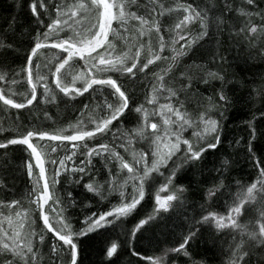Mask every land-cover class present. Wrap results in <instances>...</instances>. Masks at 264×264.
Instances as JSON below:
<instances>
[{
  "label": "snow or ice",
  "instance_id": "snow-or-ice-1",
  "mask_svg": "<svg viewBox=\"0 0 264 264\" xmlns=\"http://www.w3.org/2000/svg\"><path fill=\"white\" fill-rule=\"evenodd\" d=\"M259 2L260 0H245L252 9H258ZM134 6L139 7L137 0H61V2L52 0L51 5L48 0H32L29 4L35 22L38 26H44L46 30L37 31L34 45L31 46L30 53L27 55V64L21 67V71L18 73L0 71V81L8 83L11 74V83L17 84L16 77H22L24 73H27V85L30 91L22 94L21 102H17V97L21 94L12 92L11 89L8 92L0 89V102L14 109L26 108L34 101H38V88L42 87L43 102L54 104L62 98L58 94H52L53 90L49 81L55 84L59 93H63L69 101L83 96L89 89L95 92L94 86H100L101 89L110 88L113 91L104 96L102 104H96L98 112H91L89 116L91 128L89 124L83 122L84 112L82 111L77 124L71 127L70 134L69 129L63 128L51 133L29 130L26 135L21 133L19 138L0 143V149H6L8 145H26L30 160L35 161L34 165L31 162L27 163V174L29 179L36 176L31 190L26 194L29 205H35V209L22 208L21 201L17 199L9 203L0 201V264H56L57 259L60 264H79L78 241L80 238L88 237L90 233L100 234V230L108 231L125 223L126 218L132 216L145 200L146 189L150 192L154 184L159 182L157 174L164 176L165 172L172 169L155 195V215L150 214L147 219H140L132 228L131 235L136 237L137 233L150 221L158 220L165 213L171 216L184 207L187 189L183 186L176 187L174 178L182 170V164L190 166L195 161L201 160L206 151L203 144H194L191 139L185 138L184 133L189 128L194 129L192 136L197 140H204L207 148H216L220 144L219 122L212 119L207 112L201 113L198 120H195L184 111L182 104L176 107L173 101L175 98V102L178 103L177 93L167 88L164 77L160 76L158 77L161 81L159 87L153 88L152 97L147 100V103L154 108L151 116L158 119L151 121L147 110L143 106L137 107L135 111L143 113V119L134 130L127 133L129 139L125 140L123 134L118 136L117 133H112V142L115 147H123L125 152L130 150L129 145L133 141L137 143L142 141L148 147L138 154L133 150L131 161L126 160L107 143L89 147V141H96L98 134L107 135L112 129L113 122L121 120L129 109V97L121 90L111 74L135 76L134 69L144 73L155 61L166 59L153 51L151 46L153 31L159 33L162 30L158 23L161 16L174 11L182 14L183 18L175 24V29L181 31L192 21L200 22L201 31L197 37L186 40L184 35L179 36V39L185 43L180 45L181 50L177 53L178 56L185 55L194 43L209 35L210 17L198 5L193 7L191 3L177 4L173 8L161 3L158 9L155 5L152 9L145 6L143 15L132 11ZM51 9L55 10L54 17ZM225 10L234 11L227 3H225ZM44 15L48 16L50 22L45 23L42 19ZM239 15L241 18L248 19L243 21V27L239 29L237 35L242 33L249 44L256 42L260 48H264V9L257 11L241 9ZM256 16L260 18L259 26L254 22ZM114 22L118 25L115 29ZM61 33L64 35L62 36ZM109 33L121 35L130 33L126 39L135 43H131L127 51L117 53L115 45L109 39ZM145 37L149 39V58L146 62H142ZM159 41L160 50L163 52L164 37L161 36ZM3 46L0 42V47ZM45 49L59 50L53 59L43 66L47 69V73L42 72L41 64L34 61V57L39 58L41 50ZM101 49L103 51H99ZM172 59L175 60L176 57ZM77 60L84 61L87 72L84 76L73 75L69 84L65 80V70L71 68ZM210 75L215 77V74ZM77 81L82 83L81 87L76 86ZM204 83L207 84L208 81L205 80ZM100 95L104 93L101 91ZM261 95L264 96V92H261ZM109 96L112 97L111 100ZM159 97H163L166 102L160 103ZM219 100L225 104L232 102L223 88L220 89ZM216 107L217 105L213 103L209 110ZM89 109L90 105L85 104L84 110ZM261 116L264 117V111L261 112ZM258 131L261 136H264V130L253 127L251 132L253 138ZM209 134L212 136L211 140L206 139ZM34 139L40 142L59 141L60 145L34 143ZM64 142L71 145L70 150L64 146ZM249 144L251 145V141ZM60 146H64L65 155L59 160L49 158V148L52 153H56ZM248 150L252 152L251 147ZM181 153H183L180 157L182 164L176 165V159ZM80 156L84 158L80 159L79 164L73 163L71 169H68V162ZM94 158L104 162L108 176L113 179L105 180L103 184L92 180L95 169ZM46 162L53 165L50 176L47 174ZM223 164L226 166L228 161L224 160ZM173 165L176 167L173 168ZM254 166L259 168L257 179L249 185L237 182V191L234 195L231 185L224 182L227 177L218 184L213 178V186L201 194V199L210 201L208 207L205 208L202 204L199 212L194 211L192 216L186 217V234L177 241V247H172L165 251L164 255L156 257L141 256L136 251H133L132 255L139 256L141 260L146 259L148 264H166L165 257L169 253H175L177 257L181 254L188 257L190 241L197 240L204 233H208L214 246L221 244V255L226 257L222 264H264V155ZM61 169L70 171L74 176L79 175V179L74 180L73 183L82 184V190L94 193L95 196L104 200L114 192H118L119 201L112 204L108 210L92 212L91 215L85 216L81 222L82 226L74 229L68 216L64 214L62 201L55 196L54 190L60 183L58 178L61 176ZM114 169L118 171L114 172ZM124 170L127 172V179L123 184H119L115 177L123 174ZM220 175L223 176V172ZM85 176L90 182L82 183ZM41 181H43L42 186ZM129 181H131L132 190L126 192L125 188ZM160 192H171V194L161 196ZM226 194L230 197V202L225 201L226 211L213 210ZM67 196L72 198V192L69 191ZM49 201L53 203L50 205ZM34 211L38 212V219L43 221V227L38 225L37 218H33ZM245 217H247L246 221L242 222ZM5 223L7 227L4 226ZM49 233L52 234L51 237L48 236ZM49 239H52L51 245H48ZM223 244L227 245L226 249L222 246ZM45 247H48L47 259L43 252ZM118 247L116 242L106 245L107 264H115L112 258L119 255ZM104 254L105 250H102V255ZM101 264H104V261H101ZM184 264H187V261Z\"/></svg>",
  "mask_w": 264,
  "mask_h": 264
},
{
  "label": "trees",
  "instance_id": "trees-1",
  "mask_svg": "<svg viewBox=\"0 0 264 264\" xmlns=\"http://www.w3.org/2000/svg\"><path fill=\"white\" fill-rule=\"evenodd\" d=\"M31 2L32 0H0V42L4 45L0 47V71L20 72L21 67L27 64V55L30 53L31 46L34 45L37 31L46 30L44 26H38L35 22L29 8ZM57 2H61V0H57ZM48 3L51 5L52 0H48ZM161 3L168 4L173 8L177 4L191 3L193 7L198 5L210 17L209 35L194 43L185 55L178 56L177 53L181 50L180 45L185 43L179 39V36L184 35L186 40L197 37L201 31L200 22L192 21L181 31L175 29V24L183 18L182 14L174 11L161 16L158 23L162 30L159 33L153 31L151 46L153 51L166 59L155 61L144 73L134 69L135 76L120 73L111 74L112 78L120 85L121 90L129 97V109L126 110L121 120L113 122L112 129L107 135L100 136L98 134L96 141H89V147L107 143L128 161L132 159L133 150L138 154L147 148L148 145L142 141L139 143L133 141L129 145L130 150L125 152L123 147H115L112 142V133H117L118 136L123 134L125 140L129 139L127 133L134 130L143 119V113L135 111L137 107L143 106L150 114L151 121L158 119L151 116L154 108L153 105L147 103V100L152 97L153 88L159 87L161 81L158 77L160 76L164 77L165 86L177 93L178 103L175 102V98L173 101L176 107L182 104L184 111L195 120H198L201 113L207 112L212 119L219 122L221 142L216 148H207L205 141L193 137L194 129L189 128L184 133L185 138L191 139L194 144H203L206 151L201 160L195 161L190 166L182 164L180 157L183 153L176 159V165L182 164V170L174 178V185L187 189L184 207L171 216L165 213L158 220L150 221L137 233L136 237L131 235L132 228L140 219H147L150 214L155 215V195L172 169L165 172L164 176L157 174L159 182L154 184L150 192L146 189L145 200L132 216L126 218L125 223L110 228L108 231L100 230V234L90 233L88 237L80 238L78 241L79 264H101V261L107 264L106 245H110L112 242L119 245V255L112 258L115 264H148L146 259L141 260L139 256H133V251L140 253L141 256L156 257L172 247H177V241L186 234V217L192 216L194 211L199 212L202 204L205 208L208 207L210 201L201 199V194L213 186V178L218 184L224 177H227L224 182L231 185L234 195L237 191V182L249 185L257 179L259 173V168L254 165L264 155V136H261L258 131L256 137L253 138L251 132L253 127L264 130V117L261 116V112L264 111V96L261 95V92H264V87H262L264 86V55H262L264 48H260L256 42L249 44L242 33L239 36L237 33L243 27V21L248 19L247 17L241 18L239 10L264 9V0H260L258 9H252L245 3V0H137L139 7L134 6L131 10L143 15L145 6L152 9L155 5L158 9ZM225 3L229 4L234 11H226ZM51 11L54 17L55 10L51 9ZM42 19L45 23L50 22L47 15H44ZM254 22L256 25H260L259 16L254 17ZM117 27L118 25L114 22L113 28ZM61 35L63 36L64 33ZM129 36L130 33L122 35L109 33V39L115 45L117 53L127 51L131 43H135V41L126 39ZM161 36L164 37L165 42L163 52L160 50L159 38ZM144 44L142 62H146L149 58V39L147 37L144 38ZM9 45L11 47H8ZM58 51L57 49H45L41 50L39 58L34 57V61L41 64L42 72L47 73V69L43 66L53 59ZM99 51H103V49ZM173 57L176 59H172ZM86 72L84 61L77 60L71 68H66L65 80L71 84L73 75L84 76ZM210 74H215V77ZM11 79L10 74L8 83L0 81V89L6 92L11 89L12 92L21 94L17 97V102H21L22 94L30 91L27 85V73H24L22 77H16L17 84H12ZM205 80L208 81L207 84L204 83ZM49 83L53 90L52 94H58L62 98L54 104L43 102L44 89L42 87L38 88V101H34L26 108L14 109L4 106L0 102V143L19 138L21 133L26 135L29 130L51 133L63 128L69 129L70 134L71 127L77 124L82 111L84 112L83 122L89 124L91 112L99 111L95 107L96 104H102L104 96L113 91L110 88L101 89L100 86H94L95 92L89 89L83 96L69 101L67 97L63 96V93H59L55 84H52L51 81ZM189 84H191L190 87ZM76 86L81 87L82 83L77 81ZM221 88L228 95L231 103L225 104L219 100ZM101 91L104 95H100ZM108 98L112 99L111 96ZM158 99L160 103L166 102L163 97ZM213 103L217 107L209 110ZM85 104L90 105L89 110H84ZM89 127L91 128L90 124ZM118 129L119 131H117ZM206 139L211 140V134ZM249 141H251V145ZM33 142L52 146L60 145L59 141L40 142L34 139ZM64 146L71 149L68 142H64ZM64 146L58 147L56 153H52L49 148V158L59 160L65 155ZM249 147L252 148V152H249ZM83 158L80 156L74 161H69L68 169H71L73 163L78 165L80 159ZM224 160L228 161L226 166L223 164ZM28 162L33 164L26 145H8L6 149H0V201L9 203L11 200L17 199L21 201L22 208L35 209L36 206L29 205L26 198V194L31 190L36 179V176H33L32 179L28 177ZM93 163L95 164L92 173L93 181L103 184L105 180L113 179L108 176V171L102 160L94 158ZM176 165H173V168ZM45 167L50 176L53 165L46 162ZM115 171L118 169H114ZM221 172H223V176L220 175ZM58 179L60 183L55 187V196L62 201V206L65 209L64 214L68 216L74 229H79L82 226L81 222L85 216L91 215L92 212L108 210L120 199L118 192H114L104 200L95 196L94 193L82 190V184L73 183L74 180L79 179V175L74 176L70 171L61 169V176ZM115 179L117 183L123 184L127 179L126 170ZM88 182L90 181L85 176L82 183ZM125 190L131 192V181L128 182ZM69 191L72 192V198L67 196ZM225 201L230 202V197L227 194L220 199L213 210L226 211ZM52 203L49 201L50 205ZM45 207L48 209V205ZM50 214L55 215L54 213ZM32 215L33 218H37L38 225L43 227V221L38 219V212L34 211ZM246 219L247 217L242 222H245ZM4 226L7 227V224L5 223ZM48 236L51 237L52 234L49 233ZM51 243L52 239H49L48 245ZM222 246L227 248L226 244ZM220 248L221 244L214 246L208 233H204L201 238L190 241L188 257L182 254L177 257L175 253H169L166 257V264H184L185 261L187 264H222L226 257L221 255ZM102 250H105L104 255H102ZM43 252L47 259L48 247H45ZM56 264H60L58 259Z\"/></svg>",
  "mask_w": 264,
  "mask_h": 264
},
{
  "label": "rangeland",
  "instance_id": "rangeland-1",
  "mask_svg": "<svg viewBox=\"0 0 264 264\" xmlns=\"http://www.w3.org/2000/svg\"><path fill=\"white\" fill-rule=\"evenodd\" d=\"M35 164V161H34V159H33V165ZM36 172H37V174H38V169H36L35 170ZM42 182V185H43V181H41ZM161 196H164V195H167L168 194V192H160L159 193ZM162 255H164V254H162ZM159 256H161V255H159ZM165 259H166V257H165Z\"/></svg>",
  "mask_w": 264,
  "mask_h": 264
}]
</instances>
